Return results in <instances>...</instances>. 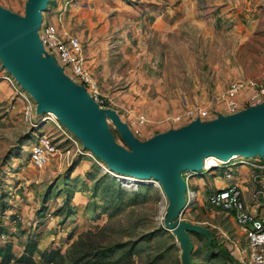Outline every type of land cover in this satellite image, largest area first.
Returning <instances> with one entry per match:
<instances>
[{
  "label": "rangeland",
  "instance_id": "rangeland-1",
  "mask_svg": "<svg viewBox=\"0 0 264 264\" xmlns=\"http://www.w3.org/2000/svg\"><path fill=\"white\" fill-rule=\"evenodd\" d=\"M26 1L0 6L24 15ZM43 18L81 41L90 80L65 74L101 97L140 141L186 125L197 109L213 114L231 80L264 71V0H49ZM5 71L0 61V264L6 243L19 257L30 236L40 250H58L53 264H182L179 241L164 225L168 201L159 183L111 171L55 115H37L30 95L25 116ZM107 124L128 148L110 118ZM43 133L59 151L36 168L28 149ZM242 158L230 169L246 181L249 202L253 184L242 165L254 159ZM226 166L186 171L191 198L179 218L209 234L189 232L193 264H242L235 255L245 247L242 231L205 203L210 188L228 183ZM34 260L46 264L37 254Z\"/></svg>",
  "mask_w": 264,
  "mask_h": 264
},
{
  "label": "water",
  "instance_id": "water-1",
  "mask_svg": "<svg viewBox=\"0 0 264 264\" xmlns=\"http://www.w3.org/2000/svg\"><path fill=\"white\" fill-rule=\"evenodd\" d=\"M48 3L27 0L24 15L0 6L1 65L35 101L37 115L54 114L111 171L159 183L168 201L164 225L179 241L182 264H193L189 232L207 238L209 234L206 228L179 218L187 189L182 172H201L203 159L208 156L224 161L233 155L262 158L264 101L208 121L196 118L140 141L113 109L101 108L86 88L67 76L54 56L44 50L38 29ZM107 118L128 148L115 142Z\"/></svg>",
  "mask_w": 264,
  "mask_h": 264
},
{
  "label": "built area",
  "instance_id": "built-area-1",
  "mask_svg": "<svg viewBox=\"0 0 264 264\" xmlns=\"http://www.w3.org/2000/svg\"><path fill=\"white\" fill-rule=\"evenodd\" d=\"M235 3H245L249 0H231ZM43 12L38 35L44 50L52 54L57 63L69 69L81 82L90 80L89 71L85 65L83 48L80 39L68 31L59 29L57 23L43 22ZM3 75L6 82L11 83V88L17 93L22 102V110L28 116L33 109V103L29 94L23 90L14 78L7 72ZM101 107L105 108L104 100L96 94L90 95ZM264 101V71L255 80L242 81L231 80L221 98L220 109L210 114L206 109H197L194 117L201 121H208L217 117L218 114L229 115L244 110L249 106H254ZM49 113V112H47ZM57 126L62 130L67 129L56 120ZM68 133V132H67ZM59 151L58 142L49 134H40L28 149L30 163L36 168H42ZM236 156V157H235ZM243 159L241 156L233 155L227 161L220 164H227L225 178L228 183L221 187H212L206 195L205 203L209 208L220 210L228 214L233 223L242 231L245 247H236V258L242 264H264V161L262 158H253V163L243 162L248 171V176L252 181L253 190L250 201L245 199L243 186L246 181H236L232 175L233 163L231 161ZM205 158L201 172L204 168ZM187 172H182V177L186 183ZM155 183L158 184L157 181ZM247 188V187H244ZM189 197L188 189L185 193V202Z\"/></svg>",
  "mask_w": 264,
  "mask_h": 264
},
{
  "label": "trees",
  "instance_id": "trees-1",
  "mask_svg": "<svg viewBox=\"0 0 264 264\" xmlns=\"http://www.w3.org/2000/svg\"><path fill=\"white\" fill-rule=\"evenodd\" d=\"M30 238H32V236H30L29 240L24 244L23 251L19 257L13 256V254L11 253V244L6 243L4 248L1 250V262L4 264H7L11 261H14L18 264H36L34 260V255L37 254L44 263L53 264L54 256L59 254L58 250H40L37 247L36 240H32Z\"/></svg>",
  "mask_w": 264,
  "mask_h": 264
},
{
  "label": "bare ground",
  "instance_id": "bare-ground-1",
  "mask_svg": "<svg viewBox=\"0 0 264 264\" xmlns=\"http://www.w3.org/2000/svg\"><path fill=\"white\" fill-rule=\"evenodd\" d=\"M47 114H49L50 116H53L54 117V114H52V113H47ZM236 157V156H235ZM225 161L224 160H221V159H219V158H217V157H215V156H208V157H205V162H204V168L206 169V170H209V169H211L213 166H219L220 164H222V163H224ZM124 176V175H123ZM127 177H129V176H127ZM126 177V178H127ZM130 178H133V177H130ZM130 178H127V179H129V180H132V179H130Z\"/></svg>",
  "mask_w": 264,
  "mask_h": 264
}]
</instances>
